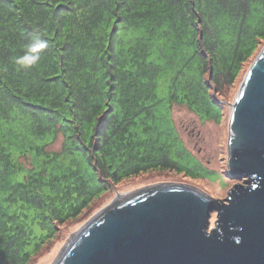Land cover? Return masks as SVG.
<instances>
[{"label": "trees", "instance_id": "trees-1", "mask_svg": "<svg viewBox=\"0 0 264 264\" xmlns=\"http://www.w3.org/2000/svg\"><path fill=\"white\" fill-rule=\"evenodd\" d=\"M262 44L264 0H0V264H36L123 183L183 173L172 105L207 113Z\"/></svg>", "mask_w": 264, "mask_h": 264}, {"label": "water", "instance_id": "water-1", "mask_svg": "<svg viewBox=\"0 0 264 264\" xmlns=\"http://www.w3.org/2000/svg\"><path fill=\"white\" fill-rule=\"evenodd\" d=\"M227 139L229 177L245 184L223 203L184 185L146 189L90 221L55 264H264V48L241 83Z\"/></svg>", "mask_w": 264, "mask_h": 264}, {"label": "rangeland", "instance_id": "rangeland-1", "mask_svg": "<svg viewBox=\"0 0 264 264\" xmlns=\"http://www.w3.org/2000/svg\"><path fill=\"white\" fill-rule=\"evenodd\" d=\"M263 48L264 44L259 46L256 54L243 66V72L241 71L240 76L232 84H224V90L219 93L220 95H217L216 90L214 92L213 89L208 91L213 94V100L216 104L210 107L207 113L198 109L192 110L185 104L174 103L172 105V115H169V120L180 139L181 146L191 153L190 156H185V159L176 161L181 169H186L183 173L174 172L169 176L167 173H160L139 184L123 183L113 188L110 193L102 197V200L96 202L87 219L80 221L75 226H70L67 233L61 229L60 238L56 237V244L54 243L52 249L46 252L44 258L36 264H55L57 261L59 262V258L66 247L72 243L78 233L86 228L90 221L106 213L108 209L110 210L128 197L141 193L146 189L149 190L165 184L184 185L194 187L201 193H206L210 198L221 204L223 199L227 197V192L233 186L236 184L244 185V180L238 181L229 177L227 167L229 118L241 83L254 59L261 53ZM207 82L209 83L210 80L208 79ZM211 88H214V86L212 85ZM160 128L164 130L163 127ZM61 144L62 137L59 136L48 150L52 152L59 151ZM216 218H218V214L213 212L209 217L207 230L215 228ZM34 230L39 231V228L36 229L35 227Z\"/></svg>", "mask_w": 264, "mask_h": 264}, {"label": "clouds", "instance_id": "clouds-1", "mask_svg": "<svg viewBox=\"0 0 264 264\" xmlns=\"http://www.w3.org/2000/svg\"><path fill=\"white\" fill-rule=\"evenodd\" d=\"M48 47L47 43L41 40H33L24 45V54L15 58L14 62L18 69H31L41 61V53Z\"/></svg>", "mask_w": 264, "mask_h": 264}, {"label": "bare ground", "instance_id": "bare-ground-1", "mask_svg": "<svg viewBox=\"0 0 264 264\" xmlns=\"http://www.w3.org/2000/svg\"><path fill=\"white\" fill-rule=\"evenodd\" d=\"M142 192H144V191H142ZM136 194H138V193H136ZM136 194H134V195H136ZM134 195H132V196H134ZM132 196H130V197H132ZM130 197H128V198H130Z\"/></svg>", "mask_w": 264, "mask_h": 264}]
</instances>
